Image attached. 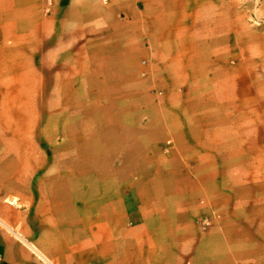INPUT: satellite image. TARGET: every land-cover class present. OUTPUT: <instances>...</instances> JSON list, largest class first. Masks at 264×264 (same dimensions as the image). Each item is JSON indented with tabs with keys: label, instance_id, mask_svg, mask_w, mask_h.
Masks as SVG:
<instances>
[{
	"label": "crops",
	"instance_id": "1",
	"mask_svg": "<svg viewBox=\"0 0 264 264\" xmlns=\"http://www.w3.org/2000/svg\"><path fill=\"white\" fill-rule=\"evenodd\" d=\"M199 1L0 0V109L3 99L21 112L57 109L62 98L65 109H98L106 83L129 81L138 45H151V19L195 16L185 3ZM13 126L0 125V264H237L245 258L264 264L262 246L254 253L233 237L230 202L249 200L244 195L257 188L245 183L248 156L231 128L174 138L177 156L161 154L158 167L153 147L168 140L170 128L163 117L155 123L145 117L126 134L96 139L102 148L83 160L89 168L48 189L39 186L49 201L30 216L21 203L40 148L31 126ZM219 174L229 181L209 187L201 181ZM199 197H209L220 213L203 234L193 223ZM247 215L240 220L256 223Z\"/></svg>",
	"mask_w": 264,
	"mask_h": 264
},
{
	"label": "rangeland",
	"instance_id": "2",
	"mask_svg": "<svg viewBox=\"0 0 264 264\" xmlns=\"http://www.w3.org/2000/svg\"><path fill=\"white\" fill-rule=\"evenodd\" d=\"M185 6L195 16L151 19L146 33L152 36L151 45L145 49L138 45L135 62L130 59L128 66L129 81L106 83L109 88L98 99V109H65L68 100L62 98L61 108L21 112L10 109V99H3L7 104L0 109V125L7 128L12 123L18 130L31 126L30 135L40 148L30 192L21 203L30 216L36 204L49 201L50 194L39 193V186L48 189L44 186L62 183L89 168L92 163L83 160L102 148L94 145L96 139L126 134L130 124L145 117H152L154 123L163 117L171 135L163 145L153 147L160 167L161 154L177 156L174 138H207L211 129L222 125L232 129L234 139L243 138L238 148L249 160L245 183L257 188L255 194L244 195L249 200L230 202L233 237L242 240V247L253 245L254 253L256 245L264 250V0H201ZM141 109H151L152 114ZM253 176L260 183L250 182ZM201 181L209 187L229 180L219 174ZM196 203L194 228L203 234L220 213L209 197H199ZM249 212L255 217L253 225L240 220ZM237 264H255V260L245 258Z\"/></svg>",
	"mask_w": 264,
	"mask_h": 264
}]
</instances>
